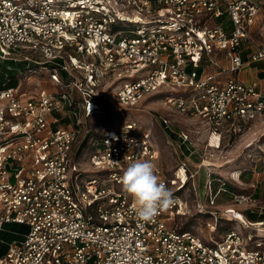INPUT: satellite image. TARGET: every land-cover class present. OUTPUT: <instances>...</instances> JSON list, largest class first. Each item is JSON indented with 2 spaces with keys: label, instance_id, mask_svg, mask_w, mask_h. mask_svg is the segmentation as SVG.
<instances>
[{
  "label": "built area",
  "instance_id": "2783aa9c",
  "mask_svg": "<svg viewBox=\"0 0 264 264\" xmlns=\"http://www.w3.org/2000/svg\"><path fill=\"white\" fill-rule=\"evenodd\" d=\"M261 5L0 0V235L15 236L0 237L7 245L0 264H264V218L248 217L264 215V200L233 195L220 215L249 232L233 227L221 240L205 242L162 220L167 211L182 215L185 201L176 192L186 174L181 167L185 180L180 168L173 178L165 176L148 129L133 120L106 129L85 159L86 146L77 147L85 118L136 106L162 87L181 92L166 97L168 108L214 132L225 124L236 133L242 122L263 116L262 80L238 78L244 67L264 63V26L255 39ZM25 62L48 65L50 81L65 80L69 91L17 92ZM70 118L71 125L60 124ZM162 124L168 128L167 119ZM137 159L152 161L173 194L174 203L151 222L137 217L120 183ZM215 198L208 195L210 205ZM196 208L207 212L200 201ZM10 224L24 228L14 231Z\"/></svg>",
  "mask_w": 264,
  "mask_h": 264
},
{
  "label": "rangeland",
  "instance_id": "374dc122",
  "mask_svg": "<svg viewBox=\"0 0 264 264\" xmlns=\"http://www.w3.org/2000/svg\"><path fill=\"white\" fill-rule=\"evenodd\" d=\"M259 7L256 41L257 34L264 26V6ZM23 68L20 69L21 85L17 92L24 89V94L36 95L42 90L69 91L65 80H61L60 84H53L43 65L25 62ZM251 68L264 69V63L249 65L238 72V75L240 73L250 79ZM29 69L33 72L28 71ZM259 78L263 79L264 89V71L259 74ZM161 91L146 97L136 106H126L117 111L106 109L101 114L85 118L84 124L87 127H82L83 132L77 143L79 149L86 146L82 150V159L88 156L89 151L91 153V141L99 140L106 129H115L133 120L140 129L150 131L151 142L158 151L159 164L165 176L173 178L179 168L177 174L182 180H185L186 174L184 186L176 192L185 201L182 215L173 217L172 212L167 211L162 220L169 227L190 231L205 242L221 240L226 230L233 227L246 234L249 229L223 218L220 211L231 202L235 194L264 199V115L254 121L242 122L241 129L236 133L225 124L219 128L220 131L214 132L198 118L167 107L166 97L181 92L175 94V89L170 87H162ZM82 118L83 116L81 120ZM162 119H167L168 128L162 124ZM69 120L70 122L62 120L60 124L71 125V118ZM168 131L175 137L170 138ZM182 134L187 136L183 142L179 136ZM181 167L185 169V174ZM221 187L225 190L219 192ZM210 193H216L213 205L207 199ZM198 201L204 204L207 212L197 211ZM261 205L264 206L262 203ZM209 212H214L217 218L214 219ZM211 226L215 229L212 230ZM7 227L14 231L24 228L19 224Z\"/></svg>",
  "mask_w": 264,
  "mask_h": 264
},
{
  "label": "clouds",
  "instance_id": "9594fccd",
  "mask_svg": "<svg viewBox=\"0 0 264 264\" xmlns=\"http://www.w3.org/2000/svg\"><path fill=\"white\" fill-rule=\"evenodd\" d=\"M122 190L133 201L137 217L151 222L161 211L173 203V194L156 172L150 160H135L128 164L120 178Z\"/></svg>",
  "mask_w": 264,
  "mask_h": 264
},
{
  "label": "trees",
  "instance_id": "16d2710c",
  "mask_svg": "<svg viewBox=\"0 0 264 264\" xmlns=\"http://www.w3.org/2000/svg\"><path fill=\"white\" fill-rule=\"evenodd\" d=\"M8 77H9L10 85H15L16 84V80H15V75H14L13 70L12 71H8ZM3 78H4V76L2 74V69H1V71H0V84L3 81ZM168 134H169L170 138H174L175 137V135L172 134L169 131H168ZM253 198H255V197H253ZM257 200H264V199H257ZM248 217H249L250 220L256 221V220H258L260 218H264V215H258V214H254V213H249ZM0 237L4 238L6 241H9L12 238H14L15 236L7 233V234H1ZM6 250H7V245L0 244V256L3 255L6 252Z\"/></svg>",
  "mask_w": 264,
  "mask_h": 264
},
{
  "label": "crops",
  "instance_id": "0c3cea01",
  "mask_svg": "<svg viewBox=\"0 0 264 264\" xmlns=\"http://www.w3.org/2000/svg\"><path fill=\"white\" fill-rule=\"evenodd\" d=\"M247 67V66H246ZM246 67H244L243 69H245ZM242 69V70H243ZM263 71H264V69H257V68H251V70H250V79H249V77L248 76H243L242 74H240L239 73V75H238V78H240L241 80H243V81H245V82H248V81H250V80H252V79H255V78H259V74H262L263 73ZM260 79V78H259ZM262 81H261V83L263 82V79H261Z\"/></svg>",
  "mask_w": 264,
  "mask_h": 264
},
{
  "label": "bare ground",
  "instance_id": "6f19581e",
  "mask_svg": "<svg viewBox=\"0 0 264 264\" xmlns=\"http://www.w3.org/2000/svg\"><path fill=\"white\" fill-rule=\"evenodd\" d=\"M178 173V172H177Z\"/></svg>",
  "mask_w": 264,
  "mask_h": 264
}]
</instances>
